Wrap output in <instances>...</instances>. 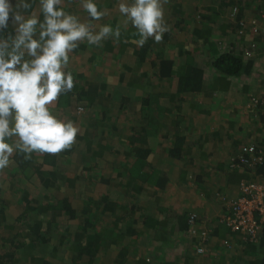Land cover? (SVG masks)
Here are the masks:
<instances>
[{
    "label": "crops",
    "instance_id": "1",
    "mask_svg": "<svg viewBox=\"0 0 264 264\" xmlns=\"http://www.w3.org/2000/svg\"><path fill=\"white\" fill-rule=\"evenodd\" d=\"M29 2L22 14L39 15ZM119 2L97 0L106 15L92 23L121 37L80 43L74 87L53 105L80 129L75 143L14 152L0 170V264H264V235L248 243L221 222L255 180L231 158L264 148V37L252 32L264 0H168L169 30L143 47ZM61 7L87 19L79 0ZM225 55L240 59L238 74L214 67Z\"/></svg>",
    "mask_w": 264,
    "mask_h": 264
},
{
    "label": "clouds",
    "instance_id": "2",
    "mask_svg": "<svg viewBox=\"0 0 264 264\" xmlns=\"http://www.w3.org/2000/svg\"><path fill=\"white\" fill-rule=\"evenodd\" d=\"M62 2L39 0V15L26 17L21 10L31 8L29 0H0V170L10 166L14 152L27 159L34 152L58 154L75 143L80 129L53 112L58 98L74 87L70 54L82 42L99 47L105 39L121 37L119 25H93L106 15L97 0H79L85 21L65 11ZM167 3L120 0L118 12L136 30L138 47L149 38L161 42L169 30L164 19Z\"/></svg>",
    "mask_w": 264,
    "mask_h": 264
},
{
    "label": "built area",
    "instance_id": "3",
    "mask_svg": "<svg viewBox=\"0 0 264 264\" xmlns=\"http://www.w3.org/2000/svg\"><path fill=\"white\" fill-rule=\"evenodd\" d=\"M252 32L255 36H264V26L254 27ZM239 33L242 34V31ZM252 49L253 45L250 50ZM245 56L251 58L252 54L249 51L245 53ZM257 106L258 101L252 99L247 107L255 109ZM263 164L264 148L259 146L243 147L238 156L230 161L232 168H245L251 172L252 169ZM238 191L239 195L230 201L229 213L223 218V222L231 231L242 234L254 242L259 232L264 230V175L258 176L253 181L241 182ZM189 222L191 228L195 223L194 218L190 217ZM199 235L200 240L204 242L206 233L201 232ZM202 252V249H197V253Z\"/></svg>",
    "mask_w": 264,
    "mask_h": 264
},
{
    "label": "trees",
    "instance_id": "4",
    "mask_svg": "<svg viewBox=\"0 0 264 264\" xmlns=\"http://www.w3.org/2000/svg\"><path fill=\"white\" fill-rule=\"evenodd\" d=\"M237 14V12H236ZM242 29V27H241ZM240 29V31H242ZM239 31V32H240ZM8 33H5L4 35H7ZM259 37H264V36H261V35H258ZM253 45V49L255 50V44H252ZM251 45V46H252ZM251 49V47H250ZM252 49V51H253ZM240 59L237 58V57H233V56H229V55H225L223 56L222 58L218 59L216 62H214V67H216L217 69H219L220 73H222L223 75H227V76H234L236 74H238L240 68H241V65H240ZM247 146H255V145H245L244 147H247ZM258 147V146H257ZM243 148V147H242ZM240 152H238L235 156H233L232 158H235L238 156ZM231 158V159H232ZM230 166V164H229ZM247 174H250L252 173V178L253 179H256L258 176L260 175H264V164L262 166H259L258 168H254L252 169V172L247 169ZM229 211L227 212V214L224 216L226 217L228 215ZM190 217H193L194 218V221H196L197 217L195 215H190L189 218H188V224L190 225ZM223 217V218H224ZM258 219V218H256ZM221 222L224 224L223 222V219L221 220ZM225 225V224H224ZM226 226V225H225ZM227 227V226H226ZM229 232L233 233V234H236L238 235L239 237H241L243 240H245L246 242L248 243H257V241L261 238L262 235H264V230H262L261 232H259V234L257 235V238L254 242H252L248 237L242 235V234H239L237 232H233L231 231L229 228H228ZM197 249H201V248H197ZM197 249L195 250V253L197 255H200V253H197ZM203 251V250H202ZM202 254V253H201Z\"/></svg>",
    "mask_w": 264,
    "mask_h": 264
},
{
    "label": "bare ground",
    "instance_id": "5",
    "mask_svg": "<svg viewBox=\"0 0 264 264\" xmlns=\"http://www.w3.org/2000/svg\"><path fill=\"white\" fill-rule=\"evenodd\" d=\"M241 26V25H240Z\"/></svg>",
    "mask_w": 264,
    "mask_h": 264
}]
</instances>
